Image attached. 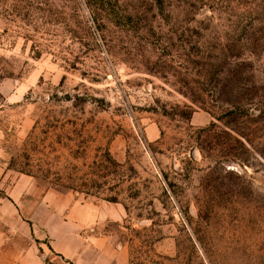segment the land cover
Instances as JSON below:
<instances>
[{
  "label": "rangeland",
  "instance_id": "374dc122",
  "mask_svg": "<svg viewBox=\"0 0 264 264\" xmlns=\"http://www.w3.org/2000/svg\"><path fill=\"white\" fill-rule=\"evenodd\" d=\"M0 229L45 264H264V0H0Z\"/></svg>",
  "mask_w": 264,
  "mask_h": 264
},
{
  "label": "crops",
  "instance_id": "0c3cea01",
  "mask_svg": "<svg viewBox=\"0 0 264 264\" xmlns=\"http://www.w3.org/2000/svg\"><path fill=\"white\" fill-rule=\"evenodd\" d=\"M0 264H45V262L38 254L37 246L28 245L25 229L18 231L16 236L0 229Z\"/></svg>",
  "mask_w": 264,
  "mask_h": 264
}]
</instances>
